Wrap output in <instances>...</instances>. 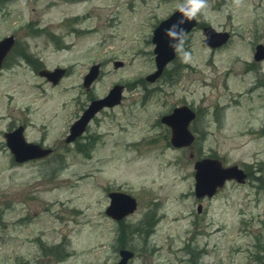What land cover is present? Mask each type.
Instances as JSON below:
<instances>
[{
	"label": "rangeland",
	"instance_id": "obj_1",
	"mask_svg": "<svg viewBox=\"0 0 264 264\" xmlns=\"http://www.w3.org/2000/svg\"><path fill=\"white\" fill-rule=\"evenodd\" d=\"M176 3L0 1V40L15 42L0 72V264H116L118 246L134 252L130 264H189L187 251L195 264H262L264 59L252 57L264 45V0L240 9L208 0L196 21L229 32L228 44L204 47L197 27L185 43L193 63L177 54L168 65L178 69L176 82H145L155 70L152 31ZM96 63L102 74L86 91L82 78ZM60 67L67 76L58 85L38 76ZM115 84L123 86L121 103L99 112L83 147H66L64 128ZM183 104L198 112L196 139L176 149L159 118ZM20 125L27 141L55 147L53 156L16 164L3 133ZM205 156L247 165L246 183L226 182L214 197L196 199L193 162ZM109 188L136 199L124 224L105 215ZM147 214L157 221L149 229ZM58 244L70 252L63 260L45 254Z\"/></svg>",
	"mask_w": 264,
	"mask_h": 264
},
{
	"label": "water",
	"instance_id": "obj_2",
	"mask_svg": "<svg viewBox=\"0 0 264 264\" xmlns=\"http://www.w3.org/2000/svg\"><path fill=\"white\" fill-rule=\"evenodd\" d=\"M180 18L179 13L176 11L171 17L165 19V21L159 23L158 27L155 28L153 32L152 43L156 45L154 49L155 54V68L156 72L147 76V80L154 82L158 76L161 75L165 66L168 62L175 58V53L169 47V40L164 36V30L171 24L175 23ZM193 26H195L194 21L186 23L184 27L189 31ZM203 33L206 35V39L202 44L211 47H220L228 39L227 33H216L212 28H205ZM13 38L7 37L0 41V67L1 62L5 58L7 52L13 46ZM264 57V49L259 46L257 47V53L255 58L257 60ZM116 66H120L121 63H116ZM64 74L62 69H55L53 71L42 70L39 71V75L46 77L49 81L56 83L58 79ZM98 74L97 66H93L90 69V73L84 78V86L88 87L93 81V78ZM121 98V87L115 86L111 92L103 99L99 101H94L88 110L92 114L101 107L114 106L119 103ZM194 118V113L186 107H180L179 109H174L170 116L163 117L161 121L166 123L171 127L172 137L171 142L176 147L189 146L192 143L193 136L187 130L188 124L191 119ZM83 122L78 121L74 126V131L80 133L82 131ZM23 128L5 134L6 146L10 149L14 156V160L18 163L32 160L34 158H40L49 153V151L41 150L34 144H27L22 136ZM195 195L198 198H202L206 195L212 196L216 192L217 187L224 185L226 179H234L236 182L243 183L245 179V174L243 171L239 170L237 167H222V163L218 160L204 159L201 162H197L195 165ZM111 205L109 206L108 214L120 219L121 217L131 214L136 209V201L131 196L124 194H111L110 195ZM201 207L198 208V211ZM121 260L118 264H127L128 259L132 258L133 254L126 250L120 251ZM264 264V262L262 263Z\"/></svg>",
	"mask_w": 264,
	"mask_h": 264
},
{
	"label": "clouds",
	"instance_id": "obj_3",
	"mask_svg": "<svg viewBox=\"0 0 264 264\" xmlns=\"http://www.w3.org/2000/svg\"><path fill=\"white\" fill-rule=\"evenodd\" d=\"M231 4L234 8L240 9L245 6V0H231ZM208 9V0H177L176 10L180 18L164 30V36L169 40V47L179 55L184 64H191L194 61L192 52L185 48L188 31L184 25L201 15H207Z\"/></svg>",
	"mask_w": 264,
	"mask_h": 264
},
{
	"label": "trees",
	"instance_id": "obj_4",
	"mask_svg": "<svg viewBox=\"0 0 264 264\" xmlns=\"http://www.w3.org/2000/svg\"><path fill=\"white\" fill-rule=\"evenodd\" d=\"M64 247L65 246L63 244L53 246L47 252H45V254L51 255L55 260H63L68 256Z\"/></svg>",
	"mask_w": 264,
	"mask_h": 264
},
{
	"label": "flooded vegetation",
	"instance_id": "obj_5",
	"mask_svg": "<svg viewBox=\"0 0 264 264\" xmlns=\"http://www.w3.org/2000/svg\"><path fill=\"white\" fill-rule=\"evenodd\" d=\"M102 111V110H101ZM95 119H93L91 122L93 123V121H94ZM67 135V134H66ZM83 137V136H82ZM82 137H80L79 139H81ZM79 139H77L76 141H75V143L79 140ZM39 143H42V141H39ZM127 218H125V219H123V220H126Z\"/></svg>",
	"mask_w": 264,
	"mask_h": 264
}]
</instances>
